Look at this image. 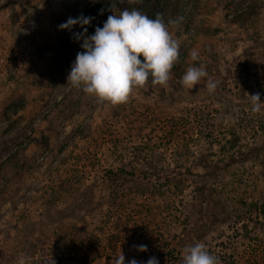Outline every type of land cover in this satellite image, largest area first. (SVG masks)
<instances>
[{
    "label": "rangeland",
    "instance_id": "374dc122",
    "mask_svg": "<svg viewBox=\"0 0 264 264\" xmlns=\"http://www.w3.org/2000/svg\"><path fill=\"white\" fill-rule=\"evenodd\" d=\"M109 1L129 4L0 0V163L10 157L0 177V264H114L121 252L126 264L152 256L182 264V233L191 224L201 232L193 243L205 244L221 264H264V109L250 112L251 94L264 102V0L245 23L232 18L255 0H175L184 20L169 30L181 41L182 72L167 87L149 81L115 107L67 85L83 51L72 32L82 28H58L74 10ZM105 21L94 17L88 34ZM57 35L67 49L59 50ZM200 64L208 77L185 88L183 74ZM209 78L219 81L213 93ZM242 110L253 124H239ZM229 129L239 137L234 147L225 142ZM119 169L128 177L116 180ZM135 182L163 191L133 197L163 223H150L153 233L119 243L110 255L106 231L98 229L107 197ZM196 184L206 188V202ZM74 228L87 240L80 247L63 241ZM141 242L146 252L133 247Z\"/></svg>",
    "mask_w": 264,
    "mask_h": 264
},
{
    "label": "clouds",
    "instance_id": "9594fccd",
    "mask_svg": "<svg viewBox=\"0 0 264 264\" xmlns=\"http://www.w3.org/2000/svg\"><path fill=\"white\" fill-rule=\"evenodd\" d=\"M127 3L140 4L143 0H127ZM113 7L112 4V11ZM92 19L80 14L58 25L60 30L70 32L76 25L82 28L80 32H72L83 51L78 52L72 62L67 85L96 98L99 103H110L114 107L128 103L134 90L145 88L149 81L153 86H168L181 47V41L174 38L169 26L179 30L183 16L166 22L161 13L150 18L138 9L124 8L118 15H109L103 27H96L94 34L89 35L87 26ZM192 58L197 60L198 53L194 51ZM206 77L208 73L204 64L188 67L181 84L190 90ZM218 84L219 81L207 79L208 92L213 93ZM250 96V112L260 114L264 109L260 93ZM133 247L140 252L147 251V245ZM182 254V264H221L220 258L200 242L185 245ZM20 264L25 261L21 259ZM114 264H126L123 252L116 257ZM127 264H159V261L152 256L147 261L132 258Z\"/></svg>",
    "mask_w": 264,
    "mask_h": 264
},
{
    "label": "trees",
    "instance_id": "16d2710c",
    "mask_svg": "<svg viewBox=\"0 0 264 264\" xmlns=\"http://www.w3.org/2000/svg\"><path fill=\"white\" fill-rule=\"evenodd\" d=\"M200 0H194L195 5H198ZM257 1L256 5L249 6V9L246 11H241L238 12L236 15L233 16L232 21L235 22H243L245 23L247 20H249L248 17H252L251 15L256 14L257 12V7L258 3L260 4L261 0H255ZM112 4L114 5L113 11L111 10ZM124 8H128L129 10L133 9V5L131 4H126L124 5L123 8H119L117 3L114 1H109L106 4H102L101 2H95L89 5L88 7L84 9H76L73 12L69 14V17L76 18L80 14L90 16L92 18H98V17H104L107 20V17L109 15H114V14H119L121 10ZM135 9L140 10L150 18H155L157 13L163 14V17L165 21L169 19H175L179 16L184 17V11L183 9L178 5L177 1L175 0H163V3L160 5L159 0H146L143 3H140L138 6H136ZM68 17V18H69ZM192 19L190 18V21ZM171 26V25H170ZM57 39L60 42L59 45V50H65L68 47L67 40L63 39V37L57 35ZM245 68V67H244ZM177 70V71H176ZM246 70V68H245ZM182 72L180 65L175 64L173 69H172V75L175 73H178L177 76ZM251 78V76H250ZM249 78V79H250ZM243 115L238 117L237 121L239 124L242 126L245 125H251L254 122L253 116H247L245 114L244 110H242ZM259 122V127L261 128V131H264V122L260 119L258 120ZM228 133L230 135V138L225 140L229 144L230 147H234L237 145L239 142V137L236 134L235 130L229 129ZM10 157H7L4 161L0 163V177L3 178L5 177V164L8 162ZM206 163V162H205ZM208 163V162H207ZM210 164V162L208 163ZM214 169V166L211 164L209 165ZM126 173L123 172L122 169H119L118 171L113 172V177L117 179L124 177L127 178L128 176L125 175ZM124 175V176H123ZM175 177L173 178V180ZM170 179L167 177L165 180V183H167ZM204 184V183H203ZM163 184H160L159 186H162ZM173 188H178L179 186L177 184H172ZM133 188L126 187L122 191H111L109 192L108 198V208L104 212L103 217H102V226L98 228L100 231H106V238H107V246L108 249L111 251L109 254L111 255L112 253H115L114 251L118 247L119 243L121 242H126L130 244H135L138 241H140V238H144L145 234L148 233H153V229L149 230L148 226L150 223H155V225H158L161 227V224L163 222H158L157 216H150L152 215L153 209L152 206H147L145 207L146 210L143 211L140 208V204H138L135 200L136 195L143 196L150 192L151 194H156V193H163L160 192V189H156L154 186L143 184V183H138L135 182L134 185H132ZM195 189L202 195V201L206 202L208 200L206 188L202 184H196ZM136 193V195L134 194ZM133 194V195H132ZM132 204V205H131ZM168 205V204H167ZM169 206H167V209ZM145 212V213H144ZM137 215H142V220H139V218L136 219ZM147 219L145 220L144 218ZM154 221V222H153ZM190 221V220H189ZM158 223V224H157ZM185 223L188 224L186 221ZM185 224V225H187ZM185 233H182V237L185 238L184 246L188 244H194L193 239L191 238L192 234H195L197 237L201 235V232L199 230H196L195 226L191 224L188 228H184ZM204 231V230H203ZM68 236H70L68 239L65 238L63 241H65L67 244L72 243L73 245L80 247L81 245H84L86 240H84V236L80 235L79 229L74 228V230H68ZM157 234V233H156ZM90 235H94V233H91ZM159 236V234H158ZM150 239H154L153 237H150ZM175 240V237L173 238ZM179 243V242H177ZM142 244V242L140 243ZM92 245V244H91ZM93 247V245H92ZM172 247V249H174ZM83 256L86 257L87 253L82 254ZM117 257V256H115ZM116 259V258H115Z\"/></svg>",
    "mask_w": 264,
    "mask_h": 264
}]
</instances>
